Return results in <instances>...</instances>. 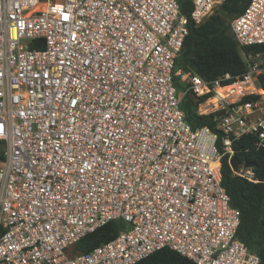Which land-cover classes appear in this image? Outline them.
Listing matches in <instances>:
<instances>
[{"label":"built area","instance_id":"obj_1","mask_svg":"<svg viewBox=\"0 0 264 264\" xmlns=\"http://www.w3.org/2000/svg\"><path fill=\"white\" fill-rule=\"evenodd\" d=\"M191 1L201 24L228 0ZM187 24L177 0H0V264H137L164 248L261 264L237 236L221 162L245 136L264 148V54L205 79L177 68ZM230 29L263 44L264 0ZM187 93L199 114L224 112L218 131L191 126ZM117 220L113 240L73 253Z\"/></svg>","mask_w":264,"mask_h":264},{"label":"trees","instance_id":"obj_2","mask_svg":"<svg viewBox=\"0 0 264 264\" xmlns=\"http://www.w3.org/2000/svg\"><path fill=\"white\" fill-rule=\"evenodd\" d=\"M181 13L188 20V34L185 37L177 68L199 74L211 80L230 73L238 77L246 71L244 53L259 52L264 54V43L250 47H241L235 39L226 19L233 20L241 14L250 0H228L205 22L197 24L192 18L191 0H177ZM179 87L181 85L177 83ZM264 87V79L261 80ZM199 100L193 93H187L181 103L187 121L196 129L208 126L214 131L215 117L224 112L212 114L198 113ZM221 134L219 147H221ZM256 136L242 137L233 144L234 154L239 166L254 172V180L234 173L230 164V155L222 157V184L231 197V204L240 210L241 223L238 238L252 251L256 252L264 264V148L255 145ZM5 159V143L0 141V162ZM122 220L110 221L86 235L76 243L73 253L89 252L95 247L113 240L126 228ZM137 264H196L193 260L169 248L161 249Z\"/></svg>","mask_w":264,"mask_h":264},{"label":"water","instance_id":"obj_3","mask_svg":"<svg viewBox=\"0 0 264 264\" xmlns=\"http://www.w3.org/2000/svg\"><path fill=\"white\" fill-rule=\"evenodd\" d=\"M230 164H231L233 169H236L239 166L237 158L235 156L231 157Z\"/></svg>","mask_w":264,"mask_h":264},{"label":"rangeland","instance_id":"obj_4","mask_svg":"<svg viewBox=\"0 0 264 264\" xmlns=\"http://www.w3.org/2000/svg\"><path fill=\"white\" fill-rule=\"evenodd\" d=\"M231 21H232L231 17H228V18L226 19V25H227L228 27H229Z\"/></svg>","mask_w":264,"mask_h":264}]
</instances>
